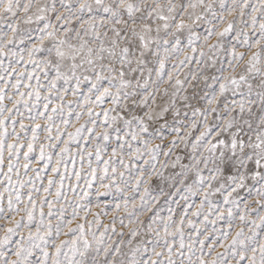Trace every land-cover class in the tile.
Here are the masks:
<instances>
[{
  "label": "snow or ice",
  "instance_id": "snow-or-ice-1",
  "mask_svg": "<svg viewBox=\"0 0 264 264\" xmlns=\"http://www.w3.org/2000/svg\"><path fill=\"white\" fill-rule=\"evenodd\" d=\"M0 264H264V0H0Z\"/></svg>",
  "mask_w": 264,
  "mask_h": 264
}]
</instances>
